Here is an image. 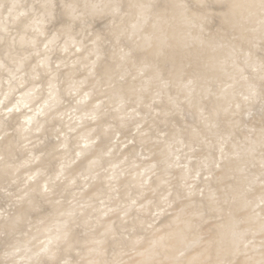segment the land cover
<instances>
[{
	"label": "clouds",
	"instance_id": "1",
	"mask_svg": "<svg viewBox=\"0 0 264 264\" xmlns=\"http://www.w3.org/2000/svg\"><path fill=\"white\" fill-rule=\"evenodd\" d=\"M0 264H264V0H0Z\"/></svg>",
	"mask_w": 264,
	"mask_h": 264
}]
</instances>
